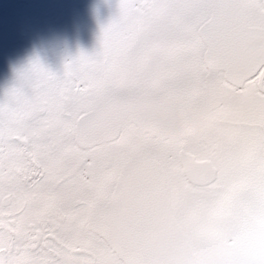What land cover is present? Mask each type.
<instances>
[{"label":"snow or ice","instance_id":"6c2138e0","mask_svg":"<svg viewBox=\"0 0 264 264\" xmlns=\"http://www.w3.org/2000/svg\"><path fill=\"white\" fill-rule=\"evenodd\" d=\"M20 81L0 264H264V0H119L98 51Z\"/></svg>","mask_w":264,"mask_h":264},{"label":"flooded vegetation","instance_id":"af4514ba","mask_svg":"<svg viewBox=\"0 0 264 264\" xmlns=\"http://www.w3.org/2000/svg\"><path fill=\"white\" fill-rule=\"evenodd\" d=\"M119 0H0V103L31 61L62 76L80 51L100 48Z\"/></svg>","mask_w":264,"mask_h":264},{"label":"clouds","instance_id":"9594fccd","mask_svg":"<svg viewBox=\"0 0 264 264\" xmlns=\"http://www.w3.org/2000/svg\"><path fill=\"white\" fill-rule=\"evenodd\" d=\"M176 109L170 110L167 117L159 119L156 122V126L161 130V139L165 142H172L175 140L177 133L181 129L180 120L176 115Z\"/></svg>","mask_w":264,"mask_h":264}]
</instances>
